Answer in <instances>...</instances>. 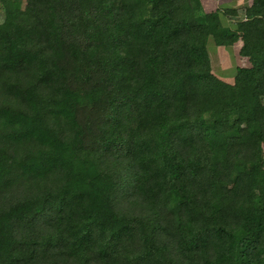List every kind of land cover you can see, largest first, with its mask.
<instances>
[{"label":"trees","instance_id":"1","mask_svg":"<svg viewBox=\"0 0 264 264\" xmlns=\"http://www.w3.org/2000/svg\"><path fill=\"white\" fill-rule=\"evenodd\" d=\"M0 264H264V0H0Z\"/></svg>","mask_w":264,"mask_h":264},{"label":"rangeland","instance_id":"2","mask_svg":"<svg viewBox=\"0 0 264 264\" xmlns=\"http://www.w3.org/2000/svg\"><path fill=\"white\" fill-rule=\"evenodd\" d=\"M226 21L231 22L230 19H227ZM207 49L212 71L216 76L225 81H231L234 76L236 66L247 65V59L237 54L234 46L231 47L230 45L223 49H217V45H215L209 38Z\"/></svg>","mask_w":264,"mask_h":264},{"label":"crops","instance_id":"3","mask_svg":"<svg viewBox=\"0 0 264 264\" xmlns=\"http://www.w3.org/2000/svg\"><path fill=\"white\" fill-rule=\"evenodd\" d=\"M250 2H251V0H200V4H201L202 8L206 12L211 11V10L216 9V8H222V10H224V9L240 10V8H242V6L248 5ZM228 14H232V15H229V16H235L236 12L235 11H228ZM233 46L235 47L236 52L238 54L240 41H238V42L234 43L233 45H231V47H233ZM218 48L223 49V48H226V46H217V49ZM246 59H247L246 60L247 61V65H249V60H248V58H246ZM238 66H236V68ZM242 66H246V65H242ZM232 80H233V77H232L230 82H232ZM226 82H228V81H226Z\"/></svg>","mask_w":264,"mask_h":264}]
</instances>
